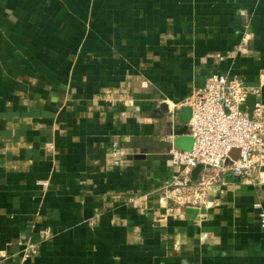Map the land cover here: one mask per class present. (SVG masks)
<instances>
[{
    "label": "crops",
    "instance_id": "0c3cea01",
    "mask_svg": "<svg viewBox=\"0 0 264 264\" xmlns=\"http://www.w3.org/2000/svg\"><path fill=\"white\" fill-rule=\"evenodd\" d=\"M214 74L264 103V0H0V264H264V167L158 193Z\"/></svg>",
    "mask_w": 264,
    "mask_h": 264
},
{
    "label": "built area",
    "instance_id": "2783aa9c",
    "mask_svg": "<svg viewBox=\"0 0 264 264\" xmlns=\"http://www.w3.org/2000/svg\"><path fill=\"white\" fill-rule=\"evenodd\" d=\"M230 55L217 53L216 57L222 60ZM249 94H255L253 87H245L241 80L214 74L177 104L191 107L187 126L194 143L190 150L169 149L170 160L180 171L158 190L162 199L195 205L202 201L210 182L227 174L259 181L264 167V103L256 101L252 115H246L240 107ZM234 149L239 150L236 160L231 158ZM200 164L204 166L202 172L210 170L213 174L196 183L191 172ZM256 206L260 208V204ZM259 216L264 226V211Z\"/></svg>",
    "mask_w": 264,
    "mask_h": 264
},
{
    "label": "water",
    "instance_id": "95a60500",
    "mask_svg": "<svg viewBox=\"0 0 264 264\" xmlns=\"http://www.w3.org/2000/svg\"><path fill=\"white\" fill-rule=\"evenodd\" d=\"M244 86L245 87H256L257 83H251V84L246 83L244 84ZM256 101H257L256 95L249 94L245 103L240 107V110L244 112L246 115L251 116L253 109L255 107ZM163 106L166 107V105H163ZM164 111L167 112V107L165 108ZM178 113L182 114L183 124L180 125L174 132L175 138L173 140L174 141L173 143H174L175 148L177 149L190 150L194 143V138L188 134V126H187V123L189 122V119L191 117V107L187 105L181 106V108L178 109ZM238 156H239V150L237 149L232 150L231 158L233 160H236ZM226 163L229 164L230 160H227ZM203 169H204V166L201 164L194 167L191 172L192 180H197L199 174L201 173ZM225 178L227 181L239 180V176L231 175V174H227Z\"/></svg>",
    "mask_w": 264,
    "mask_h": 264
}]
</instances>
